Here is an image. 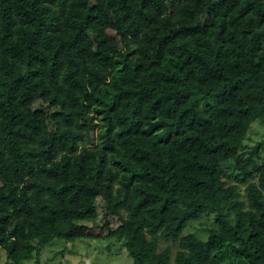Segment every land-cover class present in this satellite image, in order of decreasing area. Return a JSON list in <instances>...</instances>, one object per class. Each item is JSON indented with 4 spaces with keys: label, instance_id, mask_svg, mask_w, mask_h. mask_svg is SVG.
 <instances>
[{
    "label": "trees",
    "instance_id": "16d2710c",
    "mask_svg": "<svg viewBox=\"0 0 264 264\" xmlns=\"http://www.w3.org/2000/svg\"><path fill=\"white\" fill-rule=\"evenodd\" d=\"M255 122L264 0H0L5 264L94 231L132 264H264ZM222 178L245 186L236 214ZM203 218L206 240L184 233Z\"/></svg>",
    "mask_w": 264,
    "mask_h": 264
},
{
    "label": "rangeland",
    "instance_id": "374dc122",
    "mask_svg": "<svg viewBox=\"0 0 264 264\" xmlns=\"http://www.w3.org/2000/svg\"><path fill=\"white\" fill-rule=\"evenodd\" d=\"M33 109L47 110L46 105L40 102L35 103ZM244 145L246 155L240 169L247 175L254 168L264 166V127L259 122L251 125ZM244 187L236 181V178H222V203L231 208L233 214L237 212V203L246 201ZM208 227H212L211 221L203 218L199 222L191 223L184 233L206 240ZM92 234L93 238L78 240L72 244L58 242L46 247L40 254L41 264H132L119 243L95 238L96 235H101L99 231H94ZM165 246L168 244L160 242L161 248ZM171 247L174 254L177 246L171 245ZM5 263L6 255L0 249V264Z\"/></svg>",
    "mask_w": 264,
    "mask_h": 264
}]
</instances>
